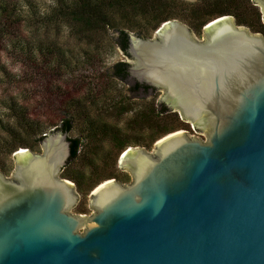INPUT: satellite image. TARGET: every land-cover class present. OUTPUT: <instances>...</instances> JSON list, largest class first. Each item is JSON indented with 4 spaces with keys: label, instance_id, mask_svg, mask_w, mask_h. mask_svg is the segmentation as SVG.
Wrapping results in <instances>:
<instances>
[{
    "label": "water",
    "instance_id": "1",
    "mask_svg": "<svg viewBox=\"0 0 264 264\" xmlns=\"http://www.w3.org/2000/svg\"><path fill=\"white\" fill-rule=\"evenodd\" d=\"M251 1L264 22V0ZM202 31L172 20L153 39L129 35L121 83L154 89L128 91L137 99L161 92L205 139L178 131L152 153L125 150L130 183L97 186L86 217L59 177L68 133L44 135L40 154L18 152L12 177L0 173V264H264V37L230 16Z\"/></svg>",
    "mask_w": 264,
    "mask_h": 264
},
{
    "label": "rangeland",
    "instance_id": "2",
    "mask_svg": "<svg viewBox=\"0 0 264 264\" xmlns=\"http://www.w3.org/2000/svg\"><path fill=\"white\" fill-rule=\"evenodd\" d=\"M0 1L10 11L11 6L14 7L15 13L12 12L11 15L19 21L10 32L8 30L7 33H2L3 36L0 35V173L8 179L12 177L16 154L20 150L9 157L5 156V146L9 142L7 128L22 131L21 126L25 125V134L32 135L37 132L38 138L57 131L61 121L69 119L72 129L67 135L68 138H80L83 142L77 161L69 167L73 176L82 177V190L66 180L73 185L78 196L77 204L70 213L89 217L93 213L89 208V201L94 190L89 192L88 189L94 173L106 171L129 178L130 176L128 172L121 171L118 163L114 166L115 149L108 138H100L88 144L86 133L92 125L127 132L126 124L134 111L152 103L157 105L161 92H154L150 98L137 99L129 95L127 86L120 81L100 78L99 74H111V68L117 63L133 62L115 45L118 35L113 30H109L108 36L101 39L102 43L97 40L88 44L86 41H79L67 26L46 22L47 16L61 0ZM171 1L173 13L176 14L172 20L179 21L190 29L187 23L193 12L208 5L210 0ZM134 32L130 35L135 36ZM191 32L196 40H203V31L200 34L193 30ZM153 38L155 33H151L147 39ZM124 96L130 98L132 111L121 115L118 109ZM69 102H75L83 109L76 111L67 107L70 106ZM14 106L22 110L32 129L26 128L27 121L24 122L14 112L12 115L9 109ZM183 123L186 127L181 131L187 136L205 139L204 132L194 130L185 121ZM154 145L150 149L132 145L127 149L141 148L152 153ZM21 149L34 154L42 152L41 144L35 145L32 150ZM59 177L62 178L61 173ZM113 180L128 184L131 178L130 181L116 178Z\"/></svg>",
    "mask_w": 264,
    "mask_h": 264
},
{
    "label": "trees",
    "instance_id": "3",
    "mask_svg": "<svg viewBox=\"0 0 264 264\" xmlns=\"http://www.w3.org/2000/svg\"><path fill=\"white\" fill-rule=\"evenodd\" d=\"M52 13L45 19L48 23L63 24L75 34L79 41H86L88 44L95 43L97 40L108 36V31L113 30L117 33V41L115 45L120 48L125 55L129 44V35L134 32L138 38L147 39L151 33H155L165 22L174 19L176 14L173 13L171 0H61ZM207 1V0H199ZM12 10L6 7L0 1V35L7 33L12 29L18 19L11 15L15 13L13 6ZM230 16L234 19L236 26L245 27L253 34L264 35V24L260 10L251 0H210L208 5H204L202 9L196 10L192 14L191 20H188L190 29L200 34L202 29L212 20ZM143 24H142V23ZM8 32V33H9ZM102 43V42H101ZM51 57V56H50ZM129 65L126 63H117L111 68V74H99L102 79L112 81L125 82L129 79ZM131 93L142 91L147 94L154 89L140 85L132 81V86L128 89ZM123 102L119 104L118 111L121 115L132 111L130 107V98L123 97ZM67 107H72L77 110H82L83 107L77 106L75 102H69ZM81 105V104H80ZM22 120H26L22 110L15 106L9 109ZM20 112V113H19ZM19 113V114H18ZM25 118V119H24ZM26 124V123H25ZM185 123L180 119L177 113L167 109L163 103H154L141 110H135L134 114L127 122L128 131L120 132L108 130L105 126L93 127L89 129L85 137L88 144L95 142L97 139L108 138L111 145L115 149L113 164L116 167L121 154L128 146L142 147L150 149L153 145L166 135L185 130ZM24 126H21L22 131L14 128H7L6 134L8 141L5 146L6 157L11 156L18 149H34L35 145H40L44 136L37 137V132L34 134H25ZM32 129L31 125L27 127ZM25 128V129H26ZM71 120L61 121V125L57 131L69 133L71 131ZM32 131V130H31ZM33 133V132H32ZM34 137V140H31ZM71 155L67 165L62 169L61 175L65 180L74 183L79 190H82L81 178L73 176L69 167L77 161L79 151L83 146L80 138H69ZM95 149V148H94ZM96 151V150H95ZM107 160V159H106ZM118 179L120 181H130L128 176L113 174V172L94 173L90 179L89 192L94 190L101 183Z\"/></svg>",
    "mask_w": 264,
    "mask_h": 264
},
{
    "label": "bare ground",
    "instance_id": "4",
    "mask_svg": "<svg viewBox=\"0 0 264 264\" xmlns=\"http://www.w3.org/2000/svg\"><path fill=\"white\" fill-rule=\"evenodd\" d=\"M19 152H20V153H23V152H25V150L21 149Z\"/></svg>",
    "mask_w": 264,
    "mask_h": 264
}]
</instances>
